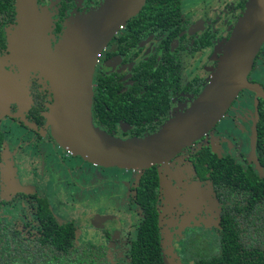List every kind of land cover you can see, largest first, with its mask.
<instances>
[{
  "label": "flooded vegetation",
  "instance_id": "af4514ba",
  "mask_svg": "<svg viewBox=\"0 0 264 264\" xmlns=\"http://www.w3.org/2000/svg\"><path fill=\"white\" fill-rule=\"evenodd\" d=\"M106 2L36 0L39 12L45 16L46 30L43 37L50 49L54 50L72 19L99 10ZM247 3L248 0H144L139 11L119 25L95 61L91 106L94 125L119 139L142 138L155 134L167 121L184 113L206 86L221 57L222 45L231 38L238 20L246 11ZM16 25V0H0V79L4 74L15 76L20 73L9 47V36ZM263 47L264 43L255 57L250 74L257 59L261 55L264 57ZM26 82L29 102L19 105L9 101L0 106V174L2 170H9L5 165L10 161V156L3 154L10 150L15 152L10 143L12 126L24 131L25 137L18 135L20 144H29L28 147L35 151L42 145L52 146L55 151L82 163L81 167L90 165L103 171L125 170L94 166L59 146L46 119L48 107L53 101L48 83L35 70L29 71ZM249 82L260 85L264 91L262 84L252 80ZM240 94L243 97L239 100L240 106H243L241 102L251 104L248 107L251 110L241 111L244 122L247 121L245 124L255 134L251 155L250 152L243 153L237 144H227L229 147L226 153L211 148L208 136L223 117L199 140L165 163L169 167L178 157L182 158L180 164L187 163L191 170L189 179L203 187L207 194L202 206L191 208L192 202L187 198L186 204L177 205L174 201L171 205L166 204L158 170V167L165 165L162 164L141 171L125 170L139 174L134 183L124 184L128 191L130 209L135 207L139 210L137 212L135 209L133 220L128 218L131 222L126 218L120 220L112 212L97 209L92 214L91 208L86 205L77 207L75 191L71 193L70 201L59 195L55 197L54 204L57 206L61 203V207L66 209L64 206L68 204L70 209L75 210L74 216L69 218L64 213L63 220H59L57 216H61L60 212L34 186L33 180L38 174L33 163L29 171H20L31 159L30 153L21 151L15 154L13 161L16 173H20L19 177L18 174L15 177L19 180H23L22 177L29 178V185L25 191L2 194L0 176V199L4 201L1 207L2 218L9 224V230L18 231L23 237L33 235L38 232V228L40 231L42 225L72 224L76 242L84 244L85 248H98V251L105 252L102 264H131V252L137 246L135 242L143 220L136 188L142 172L154 168L158 181L156 211L163 264H197L198 257L214 252L213 240L221 217V206L211 177V173H214V160L229 159L243 172L253 171L260 177L264 176V168L259 164L257 154V128L264 118L260 114V111H264V98L248 90ZM239 95L226 114L238 102ZM206 138L208 140L205 144ZM205 158L208 162H204ZM77 177L88 181L86 176ZM77 177L75 182L67 181L70 190L75 183H79ZM173 191L177 194L180 189L174 188ZM168 206L170 209L166 210ZM79 213L82 215L78 216ZM239 223L240 219L237 221Z\"/></svg>",
  "mask_w": 264,
  "mask_h": 264
},
{
  "label": "water",
  "instance_id": "95a60500",
  "mask_svg": "<svg viewBox=\"0 0 264 264\" xmlns=\"http://www.w3.org/2000/svg\"><path fill=\"white\" fill-rule=\"evenodd\" d=\"M16 1L22 35L27 37L11 39L20 73L0 79V106L29 102L27 74L38 71L53 96L46 119L55 142L94 166L141 171L165 164L214 128L242 91L264 98L261 86L248 80L264 43V0H248L206 86L187 110L155 134L131 139L116 138L94 125L92 76L101 50L144 0H107L99 10L75 17L53 51L43 37L34 1Z\"/></svg>",
  "mask_w": 264,
  "mask_h": 264
},
{
  "label": "trees",
  "instance_id": "16d2710c",
  "mask_svg": "<svg viewBox=\"0 0 264 264\" xmlns=\"http://www.w3.org/2000/svg\"><path fill=\"white\" fill-rule=\"evenodd\" d=\"M260 114L264 116V111H260ZM257 134L259 164L264 168V118L257 128ZM1 143L0 136V147ZM204 160L208 162L206 158ZM211 177L220 202L221 217L213 240L214 252L198 257L197 264H264V176L260 177L253 171L243 172L231 160L224 159L214 160ZM157 188L155 169L143 171L136 188L143 220L135 242L137 246L131 252V264H163L158 239ZM2 200L0 264L104 262V251L85 248L84 244L74 240L72 224L42 225L40 231L38 228V232L27 237L9 230V224L1 216ZM239 219L240 223L237 224Z\"/></svg>",
  "mask_w": 264,
  "mask_h": 264
},
{
  "label": "rangeland",
  "instance_id": "374dc122",
  "mask_svg": "<svg viewBox=\"0 0 264 264\" xmlns=\"http://www.w3.org/2000/svg\"><path fill=\"white\" fill-rule=\"evenodd\" d=\"M33 1L34 4L32 6L36 11L38 23L40 24V28L43 33H45V16L43 13L39 12L36 5V0ZM18 9L19 3L16 1L17 25L15 26L14 30H12L9 36V47L12 57V37L15 41L22 40L21 38L23 37V26L21 23H19L18 20ZM261 57L257 59L255 68L249 76V80L255 81L256 83L258 82L264 86V57L262 55ZM241 99H243V97L240 94L238 102L233 104L229 112L224 116L217 127L208 136L210 137L209 144L211 145V148L213 150H217V152L219 153L227 152V147H229V145L227 144H237L243 153L250 152L249 155H251L254 151V131L250 126L246 125L247 121L244 122V119L241 116V111L251 110L248 109L251 104L247 102H241L243 103L244 107L240 106L239 100ZM3 123L7 124L6 122H2L1 124ZM23 133L24 131H21L16 126H12L10 143L12 147L15 148V152H13V150H10V152H6L5 154H3V156H10V161L5 165L9 170H2L0 174V176L2 177V194H9L16 191L22 192L27 189V185H29L27 184L29 178L22 177L23 180H19L18 177L20 176V173H16L17 169L15 166H13L15 154L17 155L18 152L20 153L21 151H24L30 153L29 155L31 156V159L28 161L29 163L27 162L24 166L21 167L20 171H29L32 165L31 163H33L38 174V177H35L36 179L33 180L35 184L34 186L38 193H40L44 197L47 196L49 201H51L52 206L56 208L55 210H58L60 212L61 216H57L59 220H63L64 217L62 215L64 213H66L69 218L74 216L75 210L70 209L71 206L66 203V205L64 206V208L66 209H63L61 207V203H58V209V206L54 204V202H56L55 197L59 195L64 200L70 201V197L72 196L71 193L73 191H75V196H77L75 203L77 207L86 205L91 208L92 214H95V210L101 209L105 212H112V215L118 217L120 220H123L124 218H126L127 220H133V217H135L134 214L136 208L133 207L132 209H130L131 206L128 202V191L124 184L134 183L139 176L138 172H127L125 170L103 171L90 165L81 167L82 163L75 161V159L69 157L67 154L58 152L57 150L55 151L52 146L49 147L42 145L41 147H38L40 148V150H38L37 146H35V148H37L35 151L34 148L28 147L29 144H20L21 140L18 139V135H23ZM28 136L30 137L29 134ZM23 137H25V135H23ZM207 138L204 142L205 144L207 143ZM32 152L35 153L34 156H32ZM180 160H182V158L178 157L176 158V160L170 163L171 165L169 167H167L166 164L158 167L162 179V188L165 194V202L166 204L168 203L171 205L174 201L177 205H182L184 203L186 204L185 200L187 198L192 202L191 208L194 209L198 206L200 207L202 206L201 203L205 202L204 197L207 194L203 187H201L199 184L191 182V180L189 179L191 176V170L186 162H182V164H180ZM16 174H18V179L15 177ZM77 175L86 176L85 178H87L88 181L85 182V180H81L80 177H77ZM34 176H36V174H34ZM76 177L79 183H75L76 185L73 187V189L71 187L70 190L69 186H67L66 183L67 181H69L70 183H72V181L75 182ZM49 182L51 184H49ZM170 187L172 188L169 189ZM174 188H179L180 192L174 194ZM167 209H170V207L168 206L166 210ZM138 211L139 210H137V212ZM77 215L80 216L82 215V213H79ZM131 220L129 221L131 222Z\"/></svg>",
  "mask_w": 264,
  "mask_h": 264
}]
</instances>
